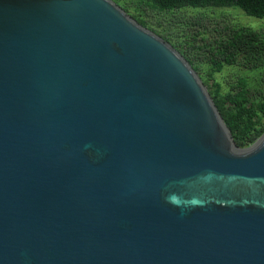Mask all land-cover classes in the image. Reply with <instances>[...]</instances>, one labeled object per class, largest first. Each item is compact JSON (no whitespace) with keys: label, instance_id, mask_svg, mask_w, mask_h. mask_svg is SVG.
Listing matches in <instances>:
<instances>
[{"label":"water","instance_id":"obj_1","mask_svg":"<svg viewBox=\"0 0 264 264\" xmlns=\"http://www.w3.org/2000/svg\"><path fill=\"white\" fill-rule=\"evenodd\" d=\"M0 264H264V135L114 0H0Z\"/></svg>","mask_w":264,"mask_h":264},{"label":"trees","instance_id":"obj_2","mask_svg":"<svg viewBox=\"0 0 264 264\" xmlns=\"http://www.w3.org/2000/svg\"><path fill=\"white\" fill-rule=\"evenodd\" d=\"M114 1L189 61L207 86L238 147H250L264 135V30L213 22L209 14L211 10L237 8L248 16L264 19V0ZM133 3L138 6L131 14ZM149 15L155 25L147 19ZM229 69L246 73L233 75L231 80V76L218 79Z\"/></svg>","mask_w":264,"mask_h":264},{"label":"rangeland","instance_id":"obj_3","mask_svg":"<svg viewBox=\"0 0 264 264\" xmlns=\"http://www.w3.org/2000/svg\"><path fill=\"white\" fill-rule=\"evenodd\" d=\"M138 6L137 3L131 4V14L134 13V9ZM211 14L213 22H221V23H227V24H234V25H245V26H251L258 30H264V19H259L255 17L248 16L243 10L237 9V8H231V9H222V10H211L209 12ZM146 15V14H145ZM147 19L151 21L153 25H155V21L152 16H147ZM205 66H202V69H204ZM203 71V70H202ZM234 72V74H232ZM246 71L235 69L233 71L226 70L223 75L218 76V79H224V77H230V80L232 79L233 75L241 76ZM250 80L252 77V74L250 72L247 73Z\"/></svg>","mask_w":264,"mask_h":264}]
</instances>
